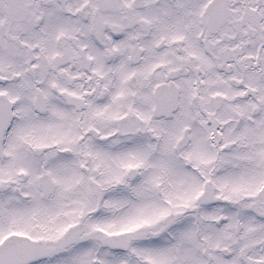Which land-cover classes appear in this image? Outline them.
<instances>
[{"label":"snow or ice","instance_id":"1","mask_svg":"<svg viewBox=\"0 0 264 264\" xmlns=\"http://www.w3.org/2000/svg\"><path fill=\"white\" fill-rule=\"evenodd\" d=\"M0 264H264V0H0Z\"/></svg>","mask_w":264,"mask_h":264}]
</instances>
